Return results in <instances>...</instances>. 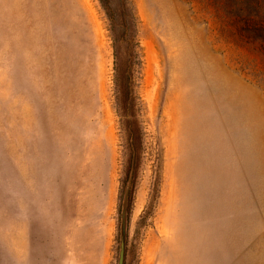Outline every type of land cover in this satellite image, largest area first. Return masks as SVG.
<instances>
[{"label":"rangeland","instance_id":"1","mask_svg":"<svg viewBox=\"0 0 264 264\" xmlns=\"http://www.w3.org/2000/svg\"><path fill=\"white\" fill-rule=\"evenodd\" d=\"M264 264V0H0V264Z\"/></svg>","mask_w":264,"mask_h":264},{"label":"water","instance_id":"2","mask_svg":"<svg viewBox=\"0 0 264 264\" xmlns=\"http://www.w3.org/2000/svg\"><path fill=\"white\" fill-rule=\"evenodd\" d=\"M128 187L125 189L122 197L119 227H118V247L116 264H124L125 260V245H126V203H127Z\"/></svg>","mask_w":264,"mask_h":264}]
</instances>
